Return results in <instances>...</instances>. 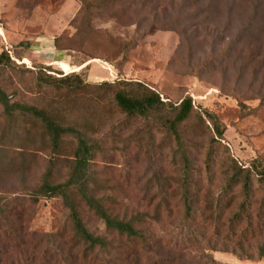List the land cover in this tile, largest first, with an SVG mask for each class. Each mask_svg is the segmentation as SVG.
I'll return each mask as SVG.
<instances>
[{
  "label": "rangeland",
  "instance_id": "1",
  "mask_svg": "<svg viewBox=\"0 0 264 264\" xmlns=\"http://www.w3.org/2000/svg\"><path fill=\"white\" fill-rule=\"evenodd\" d=\"M40 38L52 39L55 59L65 61L51 63L49 73L61 76L82 71L84 80L91 84L77 95L37 89L25 69L37 72L51 60L52 52L34 47L37 41L41 43ZM21 41L31 42L30 48L20 45ZM129 41L131 48L126 47ZM2 49H9L12 59L21 66L0 75L8 93L27 102L36 99L54 104L79 123L87 120L101 127L98 135L109 150L94 167L108 181L116 200L115 211L124 214L141 210L152 215L159 205V213L145 230L160 240L161 247L149 246L146 251L139 243L114 239V250L97 254L98 259H105L103 255H136L139 251L141 255H187L186 264H210L198 262L197 256L188 257L200 255L205 249L220 264H264V256L246 259L231 252L207 250L211 243L221 240H216L210 224L203 220L205 194H217L225 177L220 170L210 176L202 164L214 134L212 125L207 121L210 131L204 127L200 134L192 122L183 127L185 148L193 165L200 167L192 173L197 182L191 191L196 213L192 219H185L183 206L175 203L180 193L173 192L175 180L180 178L173 164V137L154 130L155 138L149 141L144 123L124 120L111 101L110 89L96 86L117 78L143 82L165 101L178 102L189 95L194 107L214 114L224 131L214 157L233 158L244 166L264 161V104L250 98L264 93V0H0ZM19 53L25 58L19 59ZM83 61L90 64L77 67ZM54 95H59L56 100ZM99 95L101 98L95 100ZM241 103L250 110L242 111ZM2 110L0 105L3 165L18 153L15 143L23 146L27 141L23 120L15 126L18 139L4 130ZM26 159L29 163L33 160ZM39 163L43 167L44 162ZM66 170L63 162L60 171ZM166 177L171 178L170 184L163 181ZM0 178V196H21L15 192L18 184L8 168L0 169ZM252 194L251 209L256 213L261 204L264 209V190L254 188ZM241 200L239 196L236 203ZM10 207L14 210L7 214L8 231L6 221L0 222V264H53L55 257L50 255L76 254L77 248L69 241L67 211L59 198L41 199L31 205L15 199ZM83 218L90 231L105 234L104 226L85 209ZM253 222L264 230V214L254 217ZM51 233L57 235L49 237ZM263 243L264 232L246 242L245 247L256 253Z\"/></svg>",
  "mask_w": 264,
  "mask_h": 264
},
{
  "label": "trees",
  "instance_id": "2",
  "mask_svg": "<svg viewBox=\"0 0 264 264\" xmlns=\"http://www.w3.org/2000/svg\"><path fill=\"white\" fill-rule=\"evenodd\" d=\"M131 43L129 41L126 47L131 48L133 46ZM19 44L25 48L31 46V42L28 41H21ZM17 57L24 59L25 55L19 53ZM89 61L80 62L77 67H87L90 64ZM50 66L51 64L39 66L37 72L25 69L33 76L34 86L41 91L51 89L55 92L77 95L85 85L91 84L84 80L82 71L74 70L64 75L60 73L61 76H55L48 72L51 70ZM20 67L7 49L0 51V75L3 71ZM116 80L117 78L112 81H102L96 86L110 89L111 101L124 120L143 122L150 133L149 141L155 138L154 130L173 137L175 142L173 164L177 166L180 173V178L175 180L177 185L173 192L180 193L175 197V203L183 206L185 219H192L191 216L196 213L191 191L197 187V182L192 179V173L198 171L200 167L193 165V160L185 148L183 127L192 122L196 133L200 134L204 127L209 130L207 121L212 125L214 134L210 139L202 164L204 171L210 176L215 170H220L225 177L223 187L217 194L211 195L209 191L205 194V205L201 211L204 212L203 220L210 224L212 234L217 236L216 240H221L211 243L207 250L231 252L246 259L263 257L264 243L258 246L256 253L245 247V243L264 232L261 226L253 222L254 217L264 214L263 204L256 213L251 209L252 190L254 188L264 190V161H253L250 165L244 166L233 158L218 160L214 157L216 144H221L219 139L222 138L224 131L214 114L207 110H197L194 107L191 96H184L178 102L165 101L158 91L143 82ZM54 96L53 100H56L59 95ZM100 98V95L94 97L95 100ZM250 98H258L260 104H264V93L250 96ZM35 100L23 101L17 98L15 93H8L0 83V105L6 120L3 128L18 139L15 126L23 120L25 125L22 129L27 141L23 143V146L15 143L18 153L15 152L6 164L0 163V169L8 168L12 173L18 184L15 192L19 191L21 194L11 199L0 196V222L6 221V231L9 228L7 214L14 210L10 204L15 199H23L31 205L38 203L41 199L59 198L67 211V222L70 226L69 241L77 250L75 255H50L51 258L55 257L53 264L116 262L186 264L187 255H141L139 251H136V255L128 253L121 257L103 255L105 259L97 258L99 253L108 254L114 250L116 247L112 242L114 239L139 243L146 251L149 246L161 247L160 240L145 230V225H149V222L159 213V205L152 215L148 211L141 210L124 214L115 211L116 200L109 191L108 181L94 167L96 161L105 158L109 150L98 135L101 127L87 120L79 123L77 119L69 116L67 110L56 107L54 104H42ZM241 104V110L245 111L246 105ZM23 149L28 150V153ZM38 153H48L49 156L42 158ZM17 155L21 157L20 160ZM26 157L33 159L31 163ZM176 157L178 160H175ZM40 161L44 162L43 167ZM63 162L67 165L65 173L60 171V165ZM170 180L169 177L163 178V181L168 184ZM2 182L0 178V184ZM164 195L162 194V198ZM239 196L242 200L236 203V198ZM84 209L104 226V235H97L90 231L83 218ZM54 235L57 234H48L49 237ZM190 256H197L198 262L203 260L205 263L220 264L210 257L211 255H208L205 249L200 255H188Z\"/></svg>",
  "mask_w": 264,
  "mask_h": 264
},
{
  "label": "crops",
  "instance_id": "3",
  "mask_svg": "<svg viewBox=\"0 0 264 264\" xmlns=\"http://www.w3.org/2000/svg\"><path fill=\"white\" fill-rule=\"evenodd\" d=\"M38 40V39H37ZM39 41H37L36 44H34V47L38 50V49H43L44 51H47L48 53L52 52L51 56H50V61L47 62V64H51V63H55V62H59V61H64V60H56L55 59V52H53V40L49 39V38H40V44H38ZM42 45H46V48H42ZM29 60V59H28ZM65 62V61H64Z\"/></svg>",
  "mask_w": 264,
  "mask_h": 264
},
{
  "label": "built area",
  "instance_id": "4",
  "mask_svg": "<svg viewBox=\"0 0 264 264\" xmlns=\"http://www.w3.org/2000/svg\"><path fill=\"white\" fill-rule=\"evenodd\" d=\"M8 50V52H9V54L11 55V51L9 50V49H7Z\"/></svg>",
  "mask_w": 264,
  "mask_h": 264
}]
</instances>
